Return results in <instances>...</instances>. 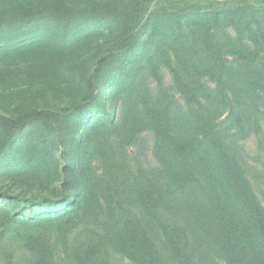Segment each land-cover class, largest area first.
Wrapping results in <instances>:
<instances>
[{"label": "trees", "instance_id": "16d2710c", "mask_svg": "<svg viewBox=\"0 0 264 264\" xmlns=\"http://www.w3.org/2000/svg\"><path fill=\"white\" fill-rule=\"evenodd\" d=\"M150 3L151 0L80 3L74 0H0V82H12L21 77L28 85L14 93L16 115L0 111V169L10 150L19 142L16 152L22 165L18 173L54 176L50 150L55 138L48 130L63 114L39 109L36 102L48 92L56 96L81 97L74 110L73 116H76L96 99L99 83L113 82L119 94L139 97L140 115L153 133L154 155L163 168H172L181 175L183 196L197 204L202 195L215 212L226 211L227 200L220 191L204 188L207 196L198 191L203 188L195 176L198 166H211L224 194L236 207L234 231L237 242L243 246L241 249L248 246L249 250L258 247L264 251V209L224 134V130L230 131L235 125L244 127L242 112L232 109L230 122L224 130L214 119L213 109L207 117L199 113L197 129L190 131L188 124L174 123L169 105L155 103L139 92L146 68L145 58L150 52L153 54L148 59L154 69L158 70L160 63L168 66L174 87L189 104L205 98L215 108L214 91L203 81L207 73L222 69L221 83L232 91L246 79L232 73L228 65L224 30L231 27L237 35L260 43L264 41V11L255 6L235 5L209 8L205 12L183 8L170 11L165 7L150 9ZM104 27L112 34L113 46L95 62L89 78L77 82L75 61L102 34ZM233 54L239 64L247 67L257 66L260 61L257 50L237 48ZM104 119L101 115L88 120L87 128L101 133L100 124L106 125L101 122ZM131 129L128 131L132 134L124 138L127 144L136 137V131L131 132ZM23 134L24 138L20 139ZM187 192L190 193L186 195ZM105 193L111 207L118 192L108 185ZM134 194L144 213L153 215L150 191L143 181L138 182ZM95 200L90 190L85 199L76 194L75 199L66 197L65 201L49 203L47 208L32 209L28 214H4L0 220V241L15 236L32 249L38 264H51L43 254V236L80 217L82 209ZM119 222H115L119 233L113 240L115 251L135 264H156L152 237L144 231L127 237L121 233ZM161 230L173 253L180 256L179 240L183 237L180 226L163 222ZM82 239L83 236L78 237ZM225 248L222 256L230 264H264L262 257L247 252L237 260L238 247L225 242Z\"/></svg>", "mask_w": 264, "mask_h": 264}, {"label": "rangeland", "instance_id": "374dc122", "mask_svg": "<svg viewBox=\"0 0 264 264\" xmlns=\"http://www.w3.org/2000/svg\"><path fill=\"white\" fill-rule=\"evenodd\" d=\"M74 1L80 3L87 0ZM224 5L255 6L264 11V0H151L150 9L165 7L170 11L183 8L205 12ZM262 26L264 29V19ZM224 31L228 65L232 67V73L246 79L236 91H232L221 83L222 69L216 68L207 73L203 81L214 91L215 108L205 98L189 104L174 87L169 67L160 63L159 69H154L148 59L153 54L150 52L145 58L146 68L139 92L155 103L169 105L175 117L174 123L188 124L190 131L197 129L196 116L199 113L207 117L213 109L214 119L224 130L230 122L231 110H240L244 127L235 125L230 131L224 130V134L228 136V143L264 209V41L254 43L247 36L237 35L231 27ZM111 38L110 30L104 27L102 34L75 61L77 82H85L95 62L108 54L113 46ZM237 48L257 50L260 59L257 66L239 64L233 54ZM154 62L157 64V58ZM27 86L21 77L12 82H0V111L16 115L14 93ZM80 101L81 97L56 96L48 92L36 102L39 109L63 114L53 121L52 129L48 130L55 138L50 150L54 176L34 177L18 173L22 165L16 152L19 142L10 150L0 169V220L4 214L19 216L28 214L32 209L47 208L49 203L65 201L66 197L75 199L76 194L85 199L88 191L93 190L95 203L85 206L80 217L43 236V254L51 264H135L113 247V240L119 236L115 222L119 221L121 233L127 237L141 231L152 237L156 264H230L222 256L226 250L225 242L238 247L237 260L246 252L264 259L263 250L258 247L249 250L248 246L242 250L243 246L237 242V232L234 231L237 227L234 223L236 207L224 194L214 171L210 170L211 166H198L195 176L203 187L198 191L204 195V188L211 192L215 189L220 191L227 200L226 211L215 212L202 195L197 204L183 196L181 175L172 168H163L154 155L153 133L140 115L138 96L119 94L113 82H102L98 85L96 99L82 114L73 116ZM101 115L105 116L101 122L106 125L100 124L101 133H93L87 128L88 120ZM107 118H111L110 123ZM128 128H132L131 132L133 129L136 131L131 144L124 141L132 134ZM140 181L150 191L151 216L145 214L135 201L134 190ZM108 185L118 192L111 207L105 193ZM163 222L176 224L182 229L180 256H176L168 246L161 230ZM80 236H83L82 240H78ZM70 260L73 261L70 263ZM0 264L38 263L28 245L15 236H8L0 241Z\"/></svg>", "mask_w": 264, "mask_h": 264}]
</instances>
